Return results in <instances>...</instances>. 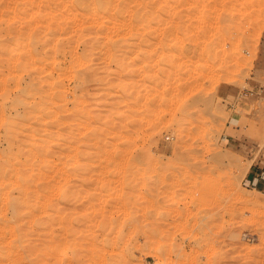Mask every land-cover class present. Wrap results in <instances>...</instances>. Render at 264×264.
Here are the masks:
<instances>
[{
	"label": "rangeland",
	"instance_id": "374dc122",
	"mask_svg": "<svg viewBox=\"0 0 264 264\" xmlns=\"http://www.w3.org/2000/svg\"><path fill=\"white\" fill-rule=\"evenodd\" d=\"M95 1L0 0V264H264V0Z\"/></svg>",
	"mask_w": 264,
	"mask_h": 264
},
{
	"label": "bare ground",
	"instance_id": "6f19581e",
	"mask_svg": "<svg viewBox=\"0 0 264 264\" xmlns=\"http://www.w3.org/2000/svg\"><path fill=\"white\" fill-rule=\"evenodd\" d=\"M95 1V0H94ZM99 1V0H98ZM101 1H104V0H101ZM230 1V0H229ZM96 2V1H95ZM104 2H106L107 3V5L108 4H112V3H114V1H112V0H105ZM103 2V3H104ZM139 2V1H138ZM99 3H101V2H99ZM98 3V4H99ZM82 4V3H81ZM96 4H97V2H96ZM118 4V3H117ZM147 4V3H146ZM101 5V4H100ZM103 5H105V3L103 4ZM103 5H101V6H103ZM110 7H111V5H110ZM131 8V7H130ZM136 8V7H135ZM129 9V8H128ZM112 13V12H111ZM142 13V12H141ZM101 16H102V14H101ZM145 17V16H144ZM132 18V17H131ZM95 19V18H94ZM147 19V18H146ZM101 20V19H100ZM144 20V19H143ZM99 23V22H98ZM98 23H97V25H98ZM101 24V23H100ZM127 24V23H126ZM122 25V24H121ZM123 26V25H122ZM125 27V26H124ZM108 28V27H107ZM138 30V29H137ZM105 31V30H104ZM8 32V31H7ZM113 32H115V31H113ZM100 33V32H99ZM144 33V32H143ZM26 34V33H25ZM102 34V33H101ZM97 37V36H96ZM7 39V38H6ZM97 41V40H96ZM95 42V41H94ZM116 45V44H115ZM114 45V46H115ZM170 45V44H169ZM118 46V45H117ZM62 48V47H61ZM58 49H59V47H58ZM118 49V48H117ZM60 50H62V49H60ZM60 50H58V51H60ZM119 50V49H118ZM120 50H121V48H120ZM38 52V51H37ZM31 54V53H30ZM31 57V56H30ZM2 58V57H1ZM31 58H33V57H31ZM31 76V75H30ZM6 83V82H5ZM3 85V84H2ZM30 85V84H29ZM31 87V86H30ZM28 91V90H27ZM25 94H27V93H25ZM30 94V93H29ZM26 98V97H25ZM41 107V106H40ZM2 117H3V115H2ZM7 120V119H6ZM60 136V135H59ZM9 137H10V135H9ZM34 137V136H33ZM57 137V136H56ZM15 138V137H14ZM61 138V137H60ZM37 141V140H36ZM11 142V141H10ZM58 144H59V142H58ZM10 145V144H9ZM49 149H52V148H49ZM43 159V158H42ZM9 162V161H8ZM29 164H31V161H30V163ZM4 165V164H3ZM26 166H27V164H26ZM33 167V166H32ZM5 168V167H4ZM21 176V175H20ZM10 178V177H9ZM6 181H7V179H6ZM76 250V249H75ZM75 250H71L70 251V249H69V251L68 252H66V253H64V255H63V261L64 262H69L70 260H72L73 258H75V256L77 255V252L75 251ZM77 257V256H76ZM165 261V260H164ZM47 263H49V262H47ZM159 264H165L164 262L163 263H159Z\"/></svg>",
	"mask_w": 264,
	"mask_h": 264
},
{
	"label": "crops",
	"instance_id": "0c3cea01",
	"mask_svg": "<svg viewBox=\"0 0 264 264\" xmlns=\"http://www.w3.org/2000/svg\"><path fill=\"white\" fill-rule=\"evenodd\" d=\"M249 182L253 185V187H255V189L259 188V183L262 182L259 174L257 173H252L249 175Z\"/></svg>",
	"mask_w": 264,
	"mask_h": 264
}]
</instances>
